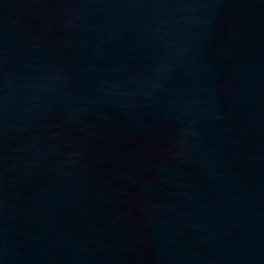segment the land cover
I'll return each mask as SVG.
<instances>
[{"label":"water","instance_id":"water-1","mask_svg":"<svg viewBox=\"0 0 264 264\" xmlns=\"http://www.w3.org/2000/svg\"><path fill=\"white\" fill-rule=\"evenodd\" d=\"M0 264H264V0H0Z\"/></svg>","mask_w":264,"mask_h":264}]
</instances>
